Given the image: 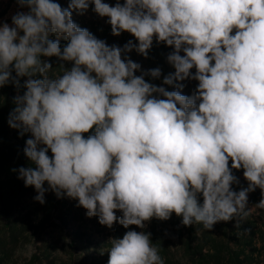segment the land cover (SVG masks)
Segmentation results:
<instances>
[{
	"label": "clouds",
	"instance_id": "clouds-1",
	"mask_svg": "<svg viewBox=\"0 0 264 264\" xmlns=\"http://www.w3.org/2000/svg\"><path fill=\"white\" fill-rule=\"evenodd\" d=\"M16 3L27 11L0 21V88L19 89L28 78L8 124L31 133L23 152L35 167L13 171L35 188L36 201L44 204L49 190L66 194L101 225L126 229L173 213L183 226L238 225L257 188L264 208V0ZM90 4L109 18L112 35L126 31L138 43L109 46L78 26L72 10L83 15ZM50 34L69 42L61 50ZM154 37L174 49L167 61L175 71L163 84L198 81L192 95L145 80L160 78V68L135 74L141 65L125 54L147 57ZM42 57L73 67L61 65L63 74L52 77ZM233 169H243L246 188L233 190ZM109 243L108 264H164L150 232L127 231Z\"/></svg>",
	"mask_w": 264,
	"mask_h": 264
},
{
	"label": "trees",
	"instance_id": "trees-1",
	"mask_svg": "<svg viewBox=\"0 0 264 264\" xmlns=\"http://www.w3.org/2000/svg\"><path fill=\"white\" fill-rule=\"evenodd\" d=\"M59 3L62 8H68L70 0H54ZM114 6L117 0H102ZM121 4L125 0H119ZM94 5L90 4L89 9L83 14H79L76 10H72L73 21L81 28H87L98 39L106 41L111 45L123 47L129 40L134 44L138 43L135 37L129 32H122L119 36H114L111 33V25L107 23L108 17H100L93 11ZM1 18V15H0ZM49 39H59L61 50L67 45L69 41L63 37L57 38L50 34ZM174 49L167 46L163 42H157L153 38V44L148 51L147 57L137 53L134 49L126 53L131 60L141 65V70L137 71L136 75H141L143 71L149 69L160 68V78H152L145 76V80L158 87L162 86L167 91H180L181 94L187 95L195 91L198 81L186 79L184 81H174L173 85H164L163 79L170 73H174V67L167 61V56ZM183 55V53H181ZM57 57H42V59H50ZM195 73V68L191 70ZM15 73L13 72V76ZM27 77L20 78L21 87L17 89L11 83L0 88V201L2 210L6 220L12 219L10 217L11 208L7 204V198L13 194L14 189L25 188L23 180L18 179V171L20 167H35L32 162L24 155L23 149L26 146V140L32 138L30 132L20 135V130L11 128L8 124L9 113L16 107L14 97L23 95L26 89L23 87L24 81ZM177 84H183V88H177ZM155 95V94H154ZM163 98V97H160ZM94 134V129L88 135ZM39 147H44L40 145ZM51 157V151L48 152ZM231 167V161H229ZM233 174L238 178L243 175V169H233ZM248 186V185H247ZM246 186V187H247ZM48 188L47 182L44 185ZM233 190H237V184L232 186ZM34 190V187L33 189ZM259 188L252 191V195L258 193ZM15 192V191H14ZM36 192V190L34 191ZM50 195L45 199V203L36 204V211L42 210L44 213V220L46 221L53 214L60 212L58 207L63 201H69V198L63 195L57 198L54 192L49 190ZM20 194V193H18ZM48 199V200H47ZM20 202V201H19ZM202 203V201H201ZM44 220L40 221L44 224ZM64 225L63 219H58ZM10 223V220H9ZM199 231H195V237L189 232L180 233L179 246L174 249L167 241L164 235L159 240L153 243L159 249V255L162 257L164 264H263L264 263V232L258 228L256 221H240L237 225L235 220L229 222H218L213 229L207 230L202 224H199ZM185 234V235H184ZM194 241V242H193ZM37 261H40L38 258Z\"/></svg>",
	"mask_w": 264,
	"mask_h": 264
},
{
	"label": "rangeland",
	"instance_id": "rangeland-1",
	"mask_svg": "<svg viewBox=\"0 0 264 264\" xmlns=\"http://www.w3.org/2000/svg\"><path fill=\"white\" fill-rule=\"evenodd\" d=\"M17 11L27 9L19 8L16 0H0V21L11 24V16ZM46 60L52 65L49 72L52 77L63 74L61 65L68 70L73 67V62L60 61L58 58ZM247 185L248 181L241 175L235 191ZM32 189V186L23 188L22 192L14 189L15 192L7 198L11 208L10 223L4 217L0 201V264H108V250L111 247L109 240L122 238L127 231L150 232L152 243L159 240L161 233V238L164 235L165 241L176 249L181 240V231L189 232L194 240L195 231L200 229L199 224L183 226L182 217L175 213L168 220L152 218L150 222H145L146 227L143 229L135 225L126 229L118 222L108 228L99 223L98 217H88L86 209L78 206V200L71 198L61 203L58 207L60 212L45 221L43 211H36L35 206L40 202L34 199L37 192H34L35 188ZM252 194H248V215L236 219L256 221L258 228L264 232V208L257 207L262 198L261 190ZM49 195L47 191L45 199ZM202 199L201 196L200 201ZM116 215L120 217L122 212L117 210ZM58 219H63L64 225ZM42 220L44 224L40 223ZM38 258L40 261H37Z\"/></svg>",
	"mask_w": 264,
	"mask_h": 264
}]
</instances>
